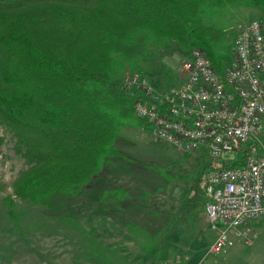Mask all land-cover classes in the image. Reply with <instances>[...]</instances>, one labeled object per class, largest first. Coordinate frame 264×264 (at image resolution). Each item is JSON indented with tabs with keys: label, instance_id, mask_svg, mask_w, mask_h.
Returning <instances> with one entry per match:
<instances>
[{
	"label": "trees",
	"instance_id": "trees-1",
	"mask_svg": "<svg viewBox=\"0 0 264 264\" xmlns=\"http://www.w3.org/2000/svg\"><path fill=\"white\" fill-rule=\"evenodd\" d=\"M246 11L263 19L264 0H0V125L27 165L12 196L62 215L121 156L122 129L151 130L121 89L125 72L143 71L149 56L175 47L184 56L200 49L221 74L233 58L228 21ZM245 153L226 166L244 164ZM203 159L198 178L210 167ZM138 190L106 187L100 201L108 218L146 196L149 228L128 222L145 241L140 248L152 264H186L198 249L197 233L186 228L207 221L205 175L174 215ZM4 202L15 218L12 199Z\"/></svg>",
	"mask_w": 264,
	"mask_h": 264
},
{
	"label": "rangeland",
	"instance_id": "rangeland-1",
	"mask_svg": "<svg viewBox=\"0 0 264 264\" xmlns=\"http://www.w3.org/2000/svg\"><path fill=\"white\" fill-rule=\"evenodd\" d=\"M233 13L234 18L228 21L232 34L236 25L257 20L247 11L242 15ZM183 57L180 50L170 47L163 53L149 56L143 71H127L123 78L138 73L155 89H170L180 83L176 69ZM116 146L121 156L113 159V166L107 168L105 165L97 180L82 194L71 198L62 215L54 216L41 206L12 196V182L27 169V165L16 152L12 135L0 125V264L153 263V257L145 255L140 248L144 240L128 224L134 219L141 228H149L146 211L150 208L141 205H146L147 197L137 204L127 203L123 211L112 208L114 213L111 216H116L109 219L110 213L100 201L103 190L121 186L136 192L140 189L142 194L158 199L174 215L181 203L192 196L198 181L201 179L202 183L203 179L204 183L206 174L198 177L205 154L181 155L135 124L122 129ZM8 197L12 199L15 218H11L7 211L4 199ZM199 223L186 229L197 233L195 245L201 248L211 230L208 221L202 217ZM190 238L191 234L187 240ZM174 239L178 241L179 236ZM207 259L210 260V256Z\"/></svg>",
	"mask_w": 264,
	"mask_h": 264
},
{
	"label": "built area",
	"instance_id": "built-area-1",
	"mask_svg": "<svg viewBox=\"0 0 264 264\" xmlns=\"http://www.w3.org/2000/svg\"><path fill=\"white\" fill-rule=\"evenodd\" d=\"M176 73L179 85L167 90L138 73L124 77L121 89L133 96V113L152 137L181 155L208 158L204 210L216 239L207 253L219 254L235 239L252 245L253 223L264 221V18L236 25L233 58L221 74L196 48ZM242 149L244 164L226 166Z\"/></svg>",
	"mask_w": 264,
	"mask_h": 264
},
{
	"label": "crops",
	"instance_id": "crops-1",
	"mask_svg": "<svg viewBox=\"0 0 264 264\" xmlns=\"http://www.w3.org/2000/svg\"><path fill=\"white\" fill-rule=\"evenodd\" d=\"M253 228L257 239L252 245L235 239L232 247L216 255L207 253L216 239V231L210 228L212 232L208 231L207 240L203 241L201 248L191 253L186 264H264V221L254 222Z\"/></svg>",
	"mask_w": 264,
	"mask_h": 264
}]
</instances>
